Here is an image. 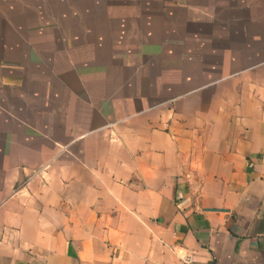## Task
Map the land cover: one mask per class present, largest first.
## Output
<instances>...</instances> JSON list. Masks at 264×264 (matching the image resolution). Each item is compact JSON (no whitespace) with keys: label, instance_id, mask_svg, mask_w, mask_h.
<instances>
[{"label":"crops","instance_id":"1","mask_svg":"<svg viewBox=\"0 0 264 264\" xmlns=\"http://www.w3.org/2000/svg\"><path fill=\"white\" fill-rule=\"evenodd\" d=\"M77 3L0 0V264H264V60L112 121L64 76L92 58L43 59L108 36L38 27Z\"/></svg>","mask_w":264,"mask_h":264},{"label":"rangeland","instance_id":"2","mask_svg":"<svg viewBox=\"0 0 264 264\" xmlns=\"http://www.w3.org/2000/svg\"><path fill=\"white\" fill-rule=\"evenodd\" d=\"M180 1L187 6L178 7L171 0H78L82 21H38V27L47 24L48 29L61 32L76 24L87 25L95 33L106 27L108 36H95L94 51L80 45L75 51H64L62 43V52L47 53L43 59H56V64L62 65L70 59L82 62L92 58L93 66L72 69L73 76H83L82 83L64 76L72 86L86 88L96 96L102 95L105 86L108 99H81L77 106L82 109L94 104L100 112H109L112 121L140 108V101L131 97L143 95V107L157 112L171 105L167 98L264 60V0ZM131 19L142 20L141 27H135ZM145 19L153 20L152 34L146 33ZM42 70L63 74L66 69L38 68L35 74ZM106 77L110 82L103 85ZM39 170L41 167L32 174Z\"/></svg>","mask_w":264,"mask_h":264},{"label":"built area","instance_id":"3","mask_svg":"<svg viewBox=\"0 0 264 264\" xmlns=\"http://www.w3.org/2000/svg\"><path fill=\"white\" fill-rule=\"evenodd\" d=\"M192 262H193L192 258H190L188 256L183 258V263L184 264H192Z\"/></svg>","mask_w":264,"mask_h":264}]
</instances>
